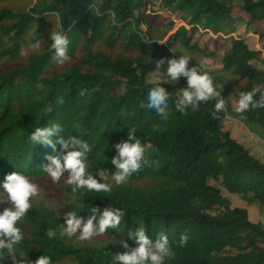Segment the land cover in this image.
Here are the masks:
<instances>
[{
    "label": "trees",
    "instance_id": "1",
    "mask_svg": "<svg viewBox=\"0 0 264 264\" xmlns=\"http://www.w3.org/2000/svg\"><path fill=\"white\" fill-rule=\"evenodd\" d=\"M233 1L162 0L163 7L182 13L190 26L172 34L167 44L157 42L164 40L163 34L152 33L143 12L146 0H38L27 8L30 11L0 8V184L12 172L33 180L48 176L41 166L51 149L34 145L29 135L36 127L57 122L65 128V136L89 143V172L106 170L107 180L102 182L113 186L109 193L80 189L73 194L71 186L64 184L61 211L33 202L17 225L24 233L15 249L17 257L35 261L45 255L52 264H119L115 255L126 251L120 241L135 247L128 233L143 225L153 242L160 234L168 237L175 255L164 264H264L263 225L251 222L245 208H233L221 190L209 183L210 179L220 182L227 192L258 204L264 212V163L233 139L226 125L233 118L264 127V108L249 109L243 118L232 111L231 81L221 75L228 72L252 84L241 91L254 87L264 91V50H250L242 37L229 36L235 32ZM241 2L250 21L264 25V0ZM49 16L57 18L58 27L48 32L41 50L25 54L29 41L36 44L44 35ZM143 25L148 29L143 30ZM199 29L228 36L221 70L211 72L200 63H189L207 72L225 99L227 111L219 113V119L210 115L215 100L201 103L198 111L189 107L187 114L176 109L178 90L186 87V78L173 84L150 80L154 73L166 74L167 61L159 70L156 61L180 57L174 43L196 47L191 43ZM61 30L69 40L70 59L56 70L50 36ZM200 52L213 56L204 49ZM157 85L169 91L167 120L142 107L149 89ZM85 89L86 94L80 95ZM259 96L258 92L254 99ZM59 98L62 104L57 103ZM49 106L52 111L46 113ZM154 126H158L155 131ZM132 127L142 144L157 151L149 147L147 164L127 183L116 186L111 177L115 171L111 159L116 155L112 146L126 141ZM92 207L101 212L117 208L125 215L118 228L104 234L108 244L77 248L69 237L59 235V226L64 225L65 212L75 211L87 219ZM49 228L57 232L53 239L46 235ZM184 233L188 241L181 247ZM0 264L12 260L0 258Z\"/></svg>",
    "mask_w": 264,
    "mask_h": 264
},
{
    "label": "clouds",
    "instance_id": "2",
    "mask_svg": "<svg viewBox=\"0 0 264 264\" xmlns=\"http://www.w3.org/2000/svg\"><path fill=\"white\" fill-rule=\"evenodd\" d=\"M30 11V9H26ZM51 48L54 50V60L57 64L63 65L70 59L68 56L69 40L61 31L53 32L50 36ZM164 44L165 41H157ZM39 47V42L34 45ZM191 57L181 55L178 59H160L156 61V69L159 70L167 61L166 76L169 78L165 82L175 83L181 77L186 78V87L178 90V98L175 104L176 109L181 114H187L189 107L193 111L199 110L201 103L215 100L214 110L210 113L213 119H219V113L227 111L225 99L221 98L220 91L214 86L212 77L207 72H201L196 67H189ZM87 90H82L80 95H85ZM259 99H254L257 93ZM169 91L165 87L157 85L149 89L147 93V103L142 107L155 110L162 120L168 118ZM57 103L62 104L63 98H59ZM264 108V91L259 87H254L250 91H241L235 106V112L243 118V114L249 109ZM49 106L47 112H51ZM154 126L153 130H157ZM64 127L60 123L53 122L44 127H36L29 135L34 145H41L50 148L51 153L45 156L47 161L42 167L43 171L51 178L53 183H58L62 177H66V183L71 186V192L77 193L80 189H87L94 192L109 193L112 191V184L106 181V170H100L93 175L88 170L86 163L88 153L92 151L86 140L77 136L63 134ZM137 129H128L127 140H122L114 144L116 155L112 157L111 163L115 166V171L111 174L116 186L128 182L133 173L141 170L147 164L146 152L149 147L152 151L157 149L151 145H144L136 136ZM59 146V147H58ZM66 174V175H65ZM95 176L100 179L97 180ZM40 195L39 186L33 183L27 176L12 172L4 178L0 184V203H8L9 206L0 211V258L11 259L12 264H52L49 256L41 255L35 261H26V256L17 257L16 246L20 244L24 233L17 225L24 219L26 214L33 207V198ZM91 215L84 219L77 215L75 211L64 213V225H60L59 235L61 237L78 236L80 241H89L94 237L104 235L108 229H116L121 225L125 211L117 208L106 207L101 212L99 207L90 209ZM97 213H99L97 215ZM66 225V226H65ZM46 235L49 239L57 236V232L51 228L47 229ZM130 239H134L136 246L129 247L125 240L120 244L125 252L115 255V261L119 264H164L166 258L175 254L170 246L168 237L160 234L153 242L142 226L135 231L128 233ZM188 241L187 233L180 236L179 244L183 247ZM20 258V259H18Z\"/></svg>",
    "mask_w": 264,
    "mask_h": 264
},
{
    "label": "rangeland",
    "instance_id": "3",
    "mask_svg": "<svg viewBox=\"0 0 264 264\" xmlns=\"http://www.w3.org/2000/svg\"><path fill=\"white\" fill-rule=\"evenodd\" d=\"M38 0H7L0 1V8L7 6L11 10L27 9L30 8ZM234 8L231 12V18L233 20L232 25L235 28V32L229 36L242 37L250 50H264V37L261 36L264 33V25L262 23H253L250 21V17L245 13L241 7V0L233 1ZM162 0H146V7L144 14L147 18L148 24L152 25V33L154 36L164 35V44H167L169 37L178 32L179 29L185 27L190 29V26L186 25L182 20L183 14L180 12H173L169 8L162 6ZM48 26L44 28V35L39 39V47H35L31 41L25 49V54L32 51H39L43 46V42L48 39V32L58 27L57 18L55 16L48 17ZM147 24V25H148ZM143 25V30H147L148 26ZM226 35H215L212 32L199 29V32L192 38L191 45H196L193 49L180 47V43H174L176 53L181 56H190L194 64L200 63L203 69L211 72H217L222 69L220 64L222 59V52L229 47ZM179 46V47H178ZM204 49L206 54H213V56H206L200 52ZM106 52L108 48L103 47ZM116 51V50H115ZM264 56V51H263ZM77 60V56L75 57ZM23 61V58L19 60ZM191 63V62H189ZM56 70H62V65L58 64ZM224 78L231 81V95L229 100L231 102L232 111H235V106L238 101V94L242 89L252 87V84L244 79H240L231 73L224 72L221 74ZM169 78L166 74L154 73L150 76L152 82H165ZM173 84V83H172ZM226 125L229 127L231 137L241 144H243L249 152L258 160L264 163V127L256 123H241L233 118L226 120ZM66 175V174H65ZM66 177H62L58 183H53L49 176L44 179L33 180V183L37 184L40 189V195L33 198V202L37 204H45L59 211L63 210V189L62 186L66 183ZM209 183L221 190L222 194L227 197L233 208H245L248 212L249 220L253 223H261L264 227V212L258 204H250L237 194H230L227 192L220 182L209 180ZM8 203H0V211L5 207H8ZM70 240L77 248H83L85 245L91 246H103L110 242V240L102 235L94 237L89 241H80L78 236H72ZM55 264H72L71 262L55 263Z\"/></svg>",
    "mask_w": 264,
    "mask_h": 264
}]
</instances>
